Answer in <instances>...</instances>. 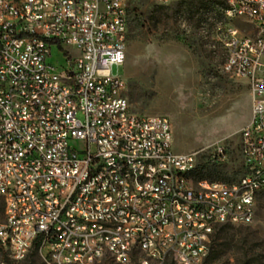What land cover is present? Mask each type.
I'll return each instance as SVG.
<instances>
[{"label":"built area","instance_id":"2783aa9c","mask_svg":"<svg viewBox=\"0 0 264 264\" xmlns=\"http://www.w3.org/2000/svg\"><path fill=\"white\" fill-rule=\"evenodd\" d=\"M221 70L244 81L238 185H177L198 152H175L164 116L130 111L127 0H0V246L46 264H203L221 225H251L264 186V0H227ZM55 47L61 64L48 59ZM19 90V97H12ZM210 159L226 158L214 142ZM164 169L165 177H156Z\"/></svg>","mask_w":264,"mask_h":264},{"label":"rangeland","instance_id":"374dc122","mask_svg":"<svg viewBox=\"0 0 264 264\" xmlns=\"http://www.w3.org/2000/svg\"><path fill=\"white\" fill-rule=\"evenodd\" d=\"M227 0H127L128 35L123 76L130 111L166 117L171 124L175 152L197 151L194 170L202 180L231 181L244 167L239 153V131L251 114L247 84L221 70L225 50L219 38L229 26L250 32L241 19L223 15ZM61 64L57 49L48 59ZM223 143L226 158L210 159L212 144ZM198 176L191 174V182ZM0 200V221L3 218ZM244 237L245 244L232 246L223 232ZM220 236V238H219ZM218 237V238H217ZM220 256L203 264H264V192L257 197L251 225H236L214 235ZM1 247V246H0ZM134 253L129 264H134ZM0 264H46L32 249L19 261L0 248ZM92 264H119L106 254Z\"/></svg>","mask_w":264,"mask_h":264},{"label":"bare ground","instance_id":"6f19581e","mask_svg":"<svg viewBox=\"0 0 264 264\" xmlns=\"http://www.w3.org/2000/svg\"><path fill=\"white\" fill-rule=\"evenodd\" d=\"M12 97H19V90H12ZM124 102H127V99L125 96H124ZM194 168H195V165L192 166L191 168H182L181 177H177V185H184L185 182H191L190 177L194 171ZM156 177H165V170L157 169ZM206 183L207 184H203V194L219 195V187H211L210 184L238 185V178L235 180H231V181L214 179ZM262 192H264V186L252 187V195L259 196V194ZM247 211H255V204H247Z\"/></svg>","mask_w":264,"mask_h":264},{"label":"trees","instance_id":"16d2710c","mask_svg":"<svg viewBox=\"0 0 264 264\" xmlns=\"http://www.w3.org/2000/svg\"><path fill=\"white\" fill-rule=\"evenodd\" d=\"M194 172L198 176L197 177L198 178L197 180H202V179L206 178V177H203L202 174H200L197 171V169L194 170ZM226 228H232V226H229V225H221V226H218L216 228L215 232L213 233L212 237L214 235H216L218 232L224 231ZM219 238H220V236H219ZM221 238H223V240L227 241L228 244H230L232 246H235V247H238L240 245L245 244L244 237L238 236L235 233L234 234L233 233H227L225 231V232H223V235H222ZM211 240H213V239H211ZM33 249H36V245L33 247ZM220 253H221V251H220V243L217 244V246L216 245L214 246V242L213 243H210L209 252H208V255L206 256L204 262H206V261L213 262L215 259H217L220 256ZM169 264H173V263L170 262Z\"/></svg>","mask_w":264,"mask_h":264}]
</instances>
